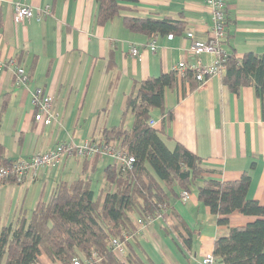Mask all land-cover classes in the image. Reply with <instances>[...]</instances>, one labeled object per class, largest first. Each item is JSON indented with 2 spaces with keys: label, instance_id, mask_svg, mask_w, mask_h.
Segmentation results:
<instances>
[{
  "label": "crops",
  "instance_id": "0c3cea01",
  "mask_svg": "<svg viewBox=\"0 0 264 264\" xmlns=\"http://www.w3.org/2000/svg\"><path fill=\"white\" fill-rule=\"evenodd\" d=\"M206 1L126 2L119 17L99 25L97 0H0V157L19 161L62 143H103L104 131L121 124L127 99L140 82L168 74L181 62L191 66L200 60L211 66L215 55L196 58L191 52L193 43H207L212 32ZM17 4L44 11L43 20H17ZM227 10L223 51L239 58L251 52L263 54L264 0H228ZM152 14L184 17L187 29L170 40L132 33L123 25L124 16ZM133 48L139 51L137 57ZM19 67L30 76L26 86L16 81ZM186 71L177 74L175 87L165 91V109L174 114L163 136L168 147L174 150L179 143L201 157L208 180L235 181L248 173V198L264 205V95H258L253 85L232 94L220 76L191 91ZM36 90L54 99L50 125L35 119ZM152 119L157 128L163 126L161 111L155 110ZM133 122L129 113L125 126L131 128ZM83 163L69 157L60 168L43 170L23 183L1 181L0 231L15 225L22 212L30 217L41 201L50 199L59 181L71 183L80 174ZM109 163L103 158L98 169ZM255 219L236 212L229 217V226L219 225L195 189L188 201L181 196L173 200L170 209L148 224L140 239L141 256L147 264H201L213 254L219 237ZM41 262L56 264L46 255Z\"/></svg>",
  "mask_w": 264,
  "mask_h": 264
},
{
  "label": "trees",
  "instance_id": "16d2710c",
  "mask_svg": "<svg viewBox=\"0 0 264 264\" xmlns=\"http://www.w3.org/2000/svg\"><path fill=\"white\" fill-rule=\"evenodd\" d=\"M135 1L97 0L98 24L119 17L126 10L124 3ZM122 20L130 32L150 38L180 36L187 29L184 17L152 14L147 18L124 16ZM225 67L221 82L232 94L253 85L258 95H264V53L251 52L242 58L226 54ZM185 80L191 91L204 83L192 70L186 71ZM176 83L175 71L140 82L127 99L121 124L104 131L103 142L114 141L135 159L133 169L122 175L113 163L107 164L105 185L97 191L92 176L103 158L98 156L92 165L84 161L80 174L71 183L59 181L50 199L41 201L30 217L22 212L15 225L1 229L0 264H43V255L56 264H72L76 258H85L89 264H147L141 256L143 234L138 233L130 214L154 221L182 192L190 194L195 189L199 202L218 217L219 225L229 226V217L236 212L256 218L246 226L231 228L227 236L215 241L213 255L220 263L264 264V205L248 198L250 175L227 182L208 180L209 170L203 167L201 157L179 143L171 150L163 137L174 119L173 111L165 109V91ZM155 110L168 117L163 118L161 128L151 125ZM129 113L134 117L131 128L125 126ZM12 162L0 157V166ZM115 238L125 244V254L113 250ZM95 254L100 261H95Z\"/></svg>",
  "mask_w": 264,
  "mask_h": 264
},
{
  "label": "built area",
  "instance_id": "2783aa9c",
  "mask_svg": "<svg viewBox=\"0 0 264 264\" xmlns=\"http://www.w3.org/2000/svg\"><path fill=\"white\" fill-rule=\"evenodd\" d=\"M207 5L211 10L213 28L207 43H193L191 52L196 58L203 54L215 55L216 60L211 66H205L200 60H197L193 65L189 66L186 62H181L174 69L177 74L184 75L185 70L195 71L200 82H205L211 77L221 76L225 71V57L226 53L222 49V42L227 35L228 22V0H207ZM44 11H36L29 6L17 4L16 18L19 21L24 19H37L42 21L45 14ZM170 40L174 39L173 35L168 36ZM188 38H193L188 35ZM151 51L156 52V42L151 44ZM132 55L137 57L139 51L133 48ZM1 65V64H0ZM1 67V66H0ZM16 81L21 85H28L30 76L24 68H17ZM33 104L37 109L35 119L37 122L45 125H50L53 121V102L54 99L50 96H44L41 90H36L33 93ZM167 119V116L163 117ZM152 126H157V122L152 120ZM107 158L115 165L118 173L125 175L133 169L135 159L127 152L122 150L114 141L93 143L90 141L82 145H74L73 143H62L54 150L42 154L35 155L28 159L14 161L10 164L0 166V182L6 179H14L16 183H23L29 178H37L43 170H56L60 168L66 158H78L83 161H88L90 164L98 157ZM181 198L183 201L190 199L188 192H182ZM164 211V210H163ZM130 218L136 223L138 233L143 234L147 229L148 224L152 222L151 219L142 221L134 214H130ZM112 248L119 255L126 253L125 244L119 239L112 240ZM95 261H100V258L95 254ZM72 264H89L85 258H76ZM201 264H221L220 261L213 255L206 256Z\"/></svg>",
  "mask_w": 264,
  "mask_h": 264
},
{
  "label": "rangeland",
  "instance_id": "374dc122",
  "mask_svg": "<svg viewBox=\"0 0 264 264\" xmlns=\"http://www.w3.org/2000/svg\"><path fill=\"white\" fill-rule=\"evenodd\" d=\"M103 171H104V166L100 165V168L97 169V171L92 176L94 180V190L98 191V188L100 186L105 185V182L103 179ZM45 199H47V196H45Z\"/></svg>",
  "mask_w": 264,
  "mask_h": 264
}]
</instances>
